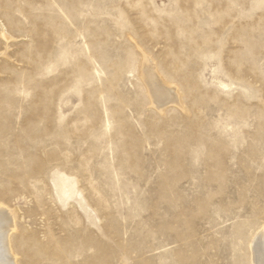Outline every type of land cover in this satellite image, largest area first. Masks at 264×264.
<instances>
[{"label": "rangeland", "instance_id": "obj_1", "mask_svg": "<svg viewBox=\"0 0 264 264\" xmlns=\"http://www.w3.org/2000/svg\"><path fill=\"white\" fill-rule=\"evenodd\" d=\"M0 200L20 264L264 258V0H0Z\"/></svg>", "mask_w": 264, "mask_h": 264}, {"label": "bare ground", "instance_id": "obj_2", "mask_svg": "<svg viewBox=\"0 0 264 264\" xmlns=\"http://www.w3.org/2000/svg\"><path fill=\"white\" fill-rule=\"evenodd\" d=\"M5 30H6V28H5ZM7 33H8V31L7 32L3 31L2 36L5 37L6 39H9L10 36ZM145 53H146V51H145ZM141 56H143L142 53L139 54L136 51L132 55L131 59L128 60V62L126 64L128 66H130V68H131V66H134V68L139 71L138 72V78H139L138 87L140 89V92L143 94L142 100L144 101V103L150 104L152 106L153 113L155 112L156 114H159V115L167 114L168 111H170L171 109H173L174 107L177 106L174 103H173V105L168 106V104L170 103V98L174 97L175 103H177V102H180V104L182 103V105H183L182 108L184 109V111H188L189 106L187 104V99L184 96L185 93L183 94L184 91H182L183 90L182 86H180V84L175 81V79H174L175 75H174V77L172 76L173 74H171V73H165L164 75H161L157 71V68L155 67L156 68L155 69L153 67V65H152V67H147L151 63H148L149 65H145L143 62V59H142L144 57H141ZM148 58H146L147 61L149 60ZM150 58H152V56ZM144 61H145V59H144ZM160 68H162V67H160ZM160 70H162V69H160ZM162 71L164 72V70H162ZM131 72H133V71H131ZM168 83H173V84L177 83L178 84V88H177L178 94L173 93V91L168 86ZM168 100H169V102H166ZM109 125H110V123H109ZM56 185L58 186L60 192H62L65 195L68 194L70 189H69L68 183L66 182V177H60L56 181ZM2 204L6 205L3 201L0 200V264H20L18 257L15 254L14 247H13V241H12V238H13L12 234H14V231L16 232V230H17V224H16L17 222L15 223L16 220L13 219L12 213L9 211H5L6 209L3 208L4 206L3 207L1 206ZM250 250H252V249H250ZM253 252H254L253 255H251V253H249L251 257L253 256V258L251 260L250 259L251 257L249 256L250 258H248V264H264V258H262V256H261L262 254L260 251V247L255 246Z\"/></svg>", "mask_w": 264, "mask_h": 264}]
</instances>
